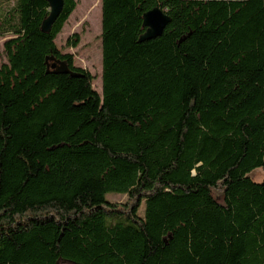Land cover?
Here are the masks:
<instances>
[{
	"label": "trees",
	"instance_id": "trees-1",
	"mask_svg": "<svg viewBox=\"0 0 264 264\" xmlns=\"http://www.w3.org/2000/svg\"><path fill=\"white\" fill-rule=\"evenodd\" d=\"M75 6L0 2V264H263L264 0H101V95Z\"/></svg>",
	"mask_w": 264,
	"mask_h": 264
},
{
	"label": "rangeland",
	"instance_id": "rangeland-1",
	"mask_svg": "<svg viewBox=\"0 0 264 264\" xmlns=\"http://www.w3.org/2000/svg\"><path fill=\"white\" fill-rule=\"evenodd\" d=\"M76 6L55 38V45L62 54H70L73 65L89 71L93 77V88L101 95L102 51H101V0H75ZM2 2V0H0ZM78 41L72 44L74 36ZM10 35L0 34V66L7 62L3 43ZM249 176L254 182H261L264 171L260 168ZM106 198L115 204H126L128 197L122 193H109ZM144 205L139 208L143 215Z\"/></svg>",
	"mask_w": 264,
	"mask_h": 264
},
{
	"label": "water",
	"instance_id": "water-1",
	"mask_svg": "<svg viewBox=\"0 0 264 264\" xmlns=\"http://www.w3.org/2000/svg\"><path fill=\"white\" fill-rule=\"evenodd\" d=\"M46 1L49 5V9L48 15L42 20L41 23L40 29L43 33L50 32L52 25L58 19L63 8V0ZM169 22L170 16L168 15L167 11L162 9L160 6H155L152 9L144 12L142 15V26L145 28V31L139 37V42L151 40L160 36ZM51 67L55 68V65L53 64ZM59 69L67 71L63 63H61Z\"/></svg>",
	"mask_w": 264,
	"mask_h": 264
}]
</instances>
